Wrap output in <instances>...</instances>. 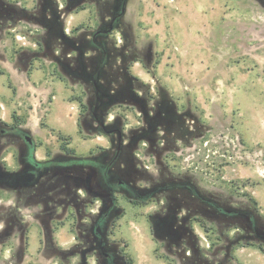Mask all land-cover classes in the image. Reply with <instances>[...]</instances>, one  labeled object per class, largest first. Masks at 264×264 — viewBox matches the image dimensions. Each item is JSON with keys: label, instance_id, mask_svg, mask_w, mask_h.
<instances>
[{"label": "rangeland", "instance_id": "1", "mask_svg": "<svg viewBox=\"0 0 264 264\" xmlns=\"http://www.w3.org/2000/svg\"><path fill=\"white\" fill-rule=\"evenodd\" d=\"M66 1L57 0L59 9ZM110 1L122 4L124 0ZM124 3L126 28L111 36L115 49H108L107 56L113 65L111 69L104 64L99 67L96 85L103 99L112 98L107 124L120 119L123 130L128 132L141 123V111L133 105L116 107L121 94L133 99L131 91L136 100H143V90L133 89L137 82L154 96L158 89L163 90L179 113H188L189 126L195 117L206 129L204 137L178 141L176 148L166 153L163 163L168 166L169 177L191 184L232 208H253L243 195L247 192L264 216V6L258 0ZM16 4L22 12L31 13L36 0H3L2 7ZM107 9L106 0L100 5L78 0L65 13L61 41L69 45L71 37L66 34L95 29L102 22V14L109 22ZM42 31L40 25L25 18L0 32V122L29 131L37 143V161L56 159L64 150L83 158L98 154L102 147L109 146L107 134L88 133L81 127V113L91 106L92 98L84 93L81 84L67 80L65 67L69 63L65 58L60 61L45 55L32 62L31 73L23 68L27 57L38 56L37 42L43 43L38 39ZM73 52L81 56L77 49L66 55L74 56ZM92 56L82 53L77 69L90 72ZM124 63L131 79L119 83L114 70ZM54 123L65 126V130L60 131ZM5 144V139L0 141V169L12 175L20 168L19 152L17 147ZM147 146L146 142L141 144L143 149ZM140 158L150 170L157 169L154 154L145 157L140 153ZM118 199L123 211L111 240L123 250L122 258L132 260V264H179L178 258L161 245L158 228L154 224L152 227L150 220L162 204L165 206V198L146 206ZM100 202L82 198L77 206L71 204L63 209L59 205L53 219L35 217L34 212V217L29 218L22 208L24 230L0 237V264H97L92 256L86 261L69 252L76 243H84L79 240L84 233L82 226L96 215ZM15 203V194L1 192L0 188V207ZM181 210L184 213L186 208ZM233 225L222 231L217 222L196 220L192 228L196 246L209 252L211 260L217 252L216 258H226L227 264H264V252L258 246L232 243L228 257L221 250L236 236V227L243 228V220L238 218ZM2 227L5 225L0 223V230ZM60 228L66 232V241L58 235ZM31 232L35 237L32 235L29 241ZM219 233L228 234V239L220 240ZM29 243L32 248L36 244L33 255ZM60 243L67 247H60Z\"/></svg>", "mask_w": 264, "mask_h": 264}, {"label": "flooded vegetation", "instance_id": "2", "mask_svg": "<svg viewBox=\"0 0 264 264\" xmlns=\"http://www.w3.org/2000/svg\"><path fill=\"white\" fill-rule=\"evenodd\" d=\"M77 1L67 0L65 6L59 9L57 0H36L32 12L25 13L18 4L12 8L2 7L3 0H0V32L4 33L9 25L18 24L25 18L43 28L38 37L43 42H40L38 56L34 59L30 57L36 54L27 57L23 64L24 70L31 73L32 62L41 60L45 55L58 60L65 58L69 63L65 67L67 80L81 84L84 93L92 98L91 106L81 113L83 120L80 125L88 133L107 134L109 146L102 147L98 154L85 158L64 150L56 159L37 161V143L29 131L0 122V141L5 139V145L18 148L20 166L18 172L12 175L0 169L1 192H13L16 196L15 204L0 207V223L7 227H2L0 237L11 231L24 230L22 208H25L29 218L34 217V212L35 217L45 215L53 219L59 205L66 209L71 204L77 206L76 202L82 198L87 201L92 198V202L101 201L99 210L88 224L81 225L84 233H81L79 240L84 243H76L69 255H80L86 261L88 256H92L97 264H129L126 258H122L121 249L111 240L112 230L123 211L118 198L122 197L138 206H146L153 201L160 202L164 197L165 206L162 204L150 220L152 227L154 224L158 228L161 245L178 258L179 264H227L226 258H216L217 252L211 260L207 255L209 252L196 246L193 222L201 219L219 223L222 231L235 227L233 221L238 218L243 220V228L236 227V236L229 244L221 247L227 257L231 253L232 243L237 246L242 243L254 245L264 250V216L257 205L252 203L253 208L227 207L219 198L204 195L191 184L169 177L168 166L163 163L166 153L176 148L178 141L184 143L204 137L206 129L195 117L192 118V126H189L188 113H179L163 94V90L158 89L154 96L149 89L145 90L141 84L137 85V82L133 89L143 90V100H136L134 91H131L133 99L121 94L117 98L119 105L116 107H123L126 103L133 105L135 110L141 111V123L128 132L123 130L124 124L120 119L115 120L112 125L107 124L106 116L112 98L103 99L96 85L100 76L99 67L104 64L111 69L113 65L107 51L111 47L115 49V43L111 39L115 31L126 28V4L125 0L122 4L106 0L107 14L111 16L109 22L104 21L102 14L103 23L95 29L84 28L66 34L71 38L70 44L65 45L61 41L64 37V16ZM91 1L97 2V5L102 3V0ZM258 1L264 6V0ZM75 49L80 52V57L82 53L93 54L88 64L90 72L78 70L80 57L75 56V52L74 56L66 55V52ZM56 53L58 57L55 56ZM81 60L87 63L85 59ZM106 72L104 70L103 73ZM114 75L119 83H127L131 79L125 63L114 70ZM143 142L148 144L146 149L141 147ZM140 153L145 157L154 154L157 169L150 170L146 167ZM154 173L156 174L152 175ZM72 176L75 179L71 180ZM184 207L186 211L183 213L181 209ZM209 212L211 213L208 214ZM225 235L219 233V239L227 240L228 234Z\"/></svg>", "mask_w": 264, "mask_h": 264}, {"label": "crops", "instance_id": "3", "mask_svg": "<svg viewBox=\"0 0 264 264\" xmlns=\"http://www.w3.org/2000/svg\"><path fill=\"white\" fill-rule=\"evenodd\" d=\"M55 127L57 126L55 123H54ZM57 129H59L60 131H64L65 130V126L61 125V126H57ZM65 230L63 228H60V231L58 232V235L61 236L63 238V240L66 241V235H65ZM33 235V232L30 233L29 235V241L31 240V237ZM33 237H35L33 235ZM60 247H67V245H65L64 243H60L59 244ZM36 249V244L33 246V248L31 247L30 243H29V251H30V254L33 255L34 254V250Z\"/></svg>", "mask_w": 264, "mask_h": 264}, {"label": "trees", "instance_id": "4", "mask_svg": "<svg viewBox=\"0 0 264 264\" xmlns=\"http://www.w3.org/2000/svg\"><path fill=\"white\" fill-rule=\"evenodd\" d=\"M37 44L38 45H40V42H37ZM81 102V101H80ZM83 103V102H82ZM85 107V106H84ZM244 196H246L253 204H255V205H257V202H256V200L249 194V193H247V192H245L244 194H243ZM251 246V245H250ZM254 246V245H253ZM259 248V247H258ZM261 251H263L264 252V250L262 249V248H259ZM123 251V250H122ZM128 262H129V264H132V260H128Z\"/></svg>", "mask_w": 264, "mask_h": 264}]
</instances>
